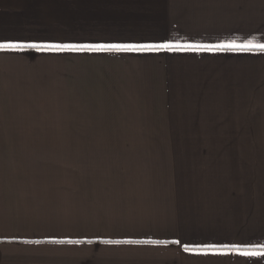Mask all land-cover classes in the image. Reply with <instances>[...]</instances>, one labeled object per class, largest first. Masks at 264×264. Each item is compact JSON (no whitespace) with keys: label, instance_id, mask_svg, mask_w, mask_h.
Returning a JSON list of instances; mask_svg holds the SVG:
<instances>
[{"label":"crops","instance_id":"crops-1","mask_svg":"<svg viewBox=\"0 0 264 264\" xmlns=\"http://www.w3.org/2000/svg\"><path fill=\"white\" fill-rule=\"evenodd\" d=\"M0 45V264H264V0H0Z\"/></svg>","mask_w":264,"mask_h":264},{"label":"snow or ice","instance_id":"snow-or-ice-1","mask_svg":"<svg viewBox=\"0 0 264 264\" xmlns=\"http://www.w3.org/2000/svg\"><path fill=\"white\" fill-rule=\"evenodd\" d=\"M3 47H17L16 45H0V48ZM57 47H65V46H57ZM67 47H73V48H77V47H88V48H93L94 46H67ZM173 47V45L171 44H164V45H152V46H143V48L147 49V48H151V49H159V48H169L171 49ZM176 47H179V45H177ZM198 47V46H196ZM221 48L223 47H237L236 45H221ZM245 48H249L251 47V45H245ZM258 47L264 49V45H259ZM96 50H100L102 48H116V49H125V50H136L135 46H121V45H111V46H95ZM176 243H179V241H177ZM185 250H189L187 248H185ZM236 250V249H234ZM244 254H249V253H244ZM253 255L257 254V253H252ZM260 254H264V253H260Z\"/></svg>","mask_w":264,"mask_h":264}]
</instances>
